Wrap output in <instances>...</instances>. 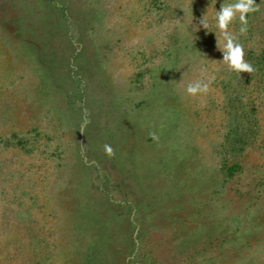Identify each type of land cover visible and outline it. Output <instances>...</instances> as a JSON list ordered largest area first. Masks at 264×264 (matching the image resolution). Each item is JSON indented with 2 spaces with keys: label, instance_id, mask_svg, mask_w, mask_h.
<instances>
[{
  "label": "rangeland",
  "instance_id": "obj_1",
  "mask_svg": "<svg viewBox=\"0 0 264 264\" xmlns=\"http://www.w3.org/2000/svg\"><path fill=\"white\" fill-rule=\"evenodd\" d=\"M233 2L0 0V264H264V0L241 75Z\"/></svg>",
  "mask_w": 264,
  "mask_h": 264
},
{
  "label": "clouds",
  "instance_id": "obj_2",
  "mask_svg": "<svg viewBox=\"0 0 264 264\" xmlns=\"http://www.w3.org/2000/svg\"><path fill=\"white\" fill-rule=\"evenodd\" d=\"M254 4H256L255 0H235L233 3L221 6L220 10L215 11L214 15L215 27L221 31L224 38L223 48L220 49L223 53L222 61L230 70L240 75L244 72L251 73L255 69L251 63L245 60L243 45L236 41V38L228 29L229 25L237 17V13H239L238 18L242 24L240 32L242 34L247 32L248 14L258 10L257 7H254ZM199 24L203 26L200 21ZM208 87V83L203 80H195L188 83L185 92L188 95L195 96L197 93L207 92ZM105 151L111 154L113 149L110 145H105Z\"/></svg>",
  "mask_w": 264,
  "mask_h": 264
},
{
  "label": "trees",
  "instance_id": "obj_3",
  "mask_svg": "<svg viewBox=\"0 0 264 264\" xmlns=\"http://www.w3.org/2000/svg\"><path fill=\"white\" fill-rule=\"evenodd\" d=\"M235 170H236V166L228 168V173H229L228 175L231 176Z\"/></svg>",
  "mask_w": 264,
  "mask_h": 264
}]
</instances>
